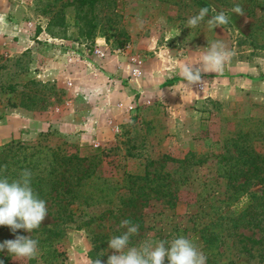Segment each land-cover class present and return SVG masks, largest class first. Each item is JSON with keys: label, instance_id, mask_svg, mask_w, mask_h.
<instances>
[{"label": "rangeland", "instance_id": "1", "mask_svg": "<svg viewBox=\"0 0 264 264\" xmlns=\"http://www.w3.org/2000/svg\"><path fill=\"white\" fill-rule=\"evenodd\" d=\"M76 1L0 0V159L64 179L0 264H264V0Z\"/></svg>", "mask_w": 264, "mask_h": 264}, {"label": "trees", "instance_id": "2", "mask_svg": "<svg viewBox=\"0 0 264 264\" xmlns=\"http://www.w3.org/2000/svg\"><path fill=\"white\" fill-rule=\"evenodd\" d=\"M96 0H77V7H92ZM198 4H201L200 2ZM262 13V21L252 29V35L255 32H264V3L259 5ZM251 33V32H250ZM264 35V34H263ZM30 149V150H29ZM7 154L0 159V218L2 210L9 208H20L25 210L36 207L49 193H53L51 200H57L56 188L64 185L63 174H58L51 179H48V174L45 170L36 169L39 164L46 159L43 154V147L25 146L23 143H15L6 148ZM30 153H27L29 152ZM39 154H43L41 157ZM52 160L57 157V154L49 155ZM70 157V156H69ZM69 157L60 155V159L65 160ZM72 157V156H71ZM31 168V169H29ZM39 170V171H36ZM36 171L37 173H35ZM44 172V173H43ZM247 172V171H246ZM259 196L253 194L246 195L248 199L244 209L249 211L254 217L256 224L260 229L264 228V180L260 179ZM60 194V192H59ZM251 217H249L250 219Z\"/></svg>", "mask_w": 264, "mask_h": 264}, {"label": "built area", "instance_id": "3", "mask_svg": "<svg viewBox=\"0 0 264 264\" xmlns=\"http://www.w3.org/2000/svg\"><path fill=\"white\" fill-rule=\"evenodd\" d=\"M97 52H99V51H97ZM100 55H101V53H100ZM197 87H198V89L202 90V86L201 85H197Z\"/></svg>", "mask_w": 264, "mask_h": 264}]
</instances>
